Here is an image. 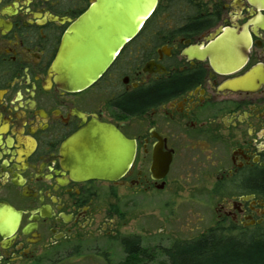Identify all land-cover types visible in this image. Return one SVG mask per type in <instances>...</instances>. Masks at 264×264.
Returning a JSON list of instances; mask_svg holds the SVG:
<instances>
[{
    "label": "flooded vegetation",
    "instance_id": "1",
    "mask_svg": "<svg viewBox=\"0 0 264 264\" xmlns=\"http://www.w3.org/2000/svg\"><path fill=\"white\" fill-rule=\"evenodd\" d=\"M98 1L0 0V264L117 242L126 191L174 205L186 193L200 213L205 200L208 231H264V0H159L98 82L67 91L54 70L62 37ZM94 123L135 143L118 181L73 173L69 141ZM200 238L164 249L168 264ZM119 242L149 257L140 238Z\"/></svg>",
    "mask_w": 264,
    "mask_h": 264
},
{
    "label": "water",
    "instance_id": "2",
    "mask_svg": "<svg viewBox=\"0 0 264 264\" xmlns=\"http://www.w3.org/2000/svg\"><path fill=\"white\" fill-rule=\"evenodd\" d=\"M159 0H99L66 30L54 70L61 86L83 91L98 82L155 12ZM69 160L79 179L118 181L131 169L135 143L115 127L94 123L69 141Z\"/></svg>",
    "mask_w": 264,
    "mask_h": 264
},
{
    "label": "rangeland",
    "instance_id": "3",
    "mask_svg": "<svg viewBox=\"0 0 264 264\" xmlns=\"http://www.w3.org/2000/svg\"><path fill=\"white\" fill-rule=\"evenodd\" d=\"M175 201L177 205L169 203L171 200L167 193L142 196L126 191L124 217L117 225L119 240L121 237L140 238L149 257L132 261L121 242L109 237L84 245L70 255L72 258H61L57 264H168L164 249L176 241L191 240L200 233L201 236L207 234L214 225L212 211L203 205L205 200L201 199V213L197 209L200 208L198 201L191 200L186 193ZM103 253L110 263L102 259Z\"/></svg>",
    "mask_w": 264,
    "mask_h": 264
},
{
    "label": "trees",
    "instance_id": "4",
    "mask_svg": "<svg viewBox=\"0 0 264 264\" xmlns=\"http://www.w3.org/2000/svg\"><path fill=\"white\" fill-rule=\"evenodd\" d=\"M258 187L261 191V184ZM231 233L212 229L198 240L176 246L168 256L172 264H264V231H255L250 239L245 233Z\"/></svg>",
    "mask_w": 264,
    "mask_h": 264
}]
</instances>
